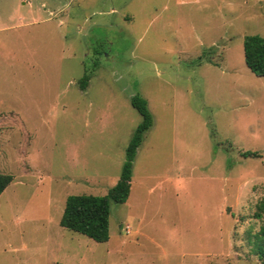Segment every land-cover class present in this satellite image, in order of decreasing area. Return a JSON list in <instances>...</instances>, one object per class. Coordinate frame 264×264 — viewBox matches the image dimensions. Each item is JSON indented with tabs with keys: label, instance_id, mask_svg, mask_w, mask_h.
I'll return each mask as SVG.
<instances>
[{
	"label": "rangeland",
	"instance_id": "rangeland-1",
	"mask_svg": "<svg viewBox=\"0 0 264 264\" xmlns=\"http://www.w3.org/2000/svg\"><path fill=\"white\" fill-rule=\"evenodd\" d=\"M248 35L264 37V0H0V264H261L264 77L244 63ZM134 95L152 125L98 243L59 221L68 196L117 183Z\"/></svg>",
	"mask_w": 264,
	"mask_h": 264
},
{
	"label": "trees",
	"instance_id": "trees-1",
	"mask_svg": "<svg viewBox=\"0 0 264 264\" xmlns=\"http://www.w3.org/2000/svg\"><path fill=\"white\" fill-rule=\"evenodd\" d=\"M244 63L257 77H264V37L248 35L243 39ZM89 76L84 75L78 82L80 90H84ZM130 103L140 114L142 120L138 124L125 150L120 177L117 183L104 196L72 195L65 201L59 225L68 230L92 239L95 242H106L109 238V203L123 204L130 192L131 167L137 148L143 140L144 133L152 125V117L145 99L139 95L130 98ZM242 157L259 158L256 152L240 151ZM13 177L0 174V196L12 183ZM264 215V199L256 206L253 217L261 219ZM252 252L261 264H264V223L251 241Z\"/></svg>",
	"mask_w": 264,
	"mask_h": 264
},
{
	"label": "built area",
	"instance_id": "built-area-1",
	"mask_svg": "<svg viewBox=\"0 0 264 264\" xmlns=\"http://www.w3.org/2000/svg\"><path fill=\"white\" fill-rule=\"evenodd\" d=\"M126 232H128V227H126Z\"/></svg>",
	"mask_w": 264,
	"mask_h": 264
},
{
	"label": "crops",
	"instance_id": "crops-1",
	"mask_svg": "<svg viewBox=\"0 0 264 264\" xmlns=\"http://www.w3.org/2000/svg\"><path fill=\"white\" fill-rule=\"evenodd\" d=\"M6 190V189H5Z\"/></svg>",
	"mask_w": 264,
	"mask_h": 264
}]
</instances>
